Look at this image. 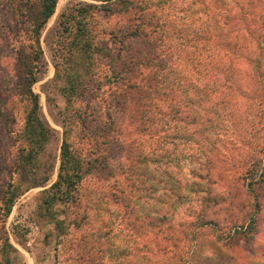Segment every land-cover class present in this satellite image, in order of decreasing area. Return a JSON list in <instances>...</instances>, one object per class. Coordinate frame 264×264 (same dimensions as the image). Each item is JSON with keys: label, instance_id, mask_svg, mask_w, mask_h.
I'll return each mask as SVG.
<instances>
[{"label": "trees", "instance_id": "trees-1", "mask_svg": "<svg viewBox=\"0 0 264 264\" xmlns=\"http://www.w3.org/2000/svg\"><path fill=\"white\" fill-rule=\"evenodd\" d=\"M58 1L0 0V116L19 101L29 106L22 134L31 146L22 147V168L54 135L34 85L47 70L42 35ZM171 1L76 0L59 15L53 81L66 106L58 178L43 191V206L58 233L80 227L52 209L81 205L84 181L94 179L112 188L107 196L121 207L125 229L174 244L172 264H222L216 242L224 230L228 244L251 242L264 210V0H231L218 15L207 2L203 23L181 27L162 7L183 13L188 3L177 10ZM12 81L16 92L2 89ZM225 133L232 139L223 142ZM186 166L190 178L182 185ZM20 193L10 182L0 199L5 264L16 249L5 222ZM151 199L156 203L146 208ZM186 202L196 215L174 237L171 219ZM79 208L76 218H87ZM82 236L76 258L96 264L91 240Z\"/></svg>", "mask_w": 264, "mask_h": 264}, {"label": "rangeland", "instance_id": "rangeland-1", "mask_svg": "<svg viewBox=\"0 0 264 264\" xmlns=\"http://www.w3.org/2000/svg\"><path fill=\"white\" fill-rule=\"evenodd\" d=\"M75 1L59 0L55 14L43 30L42 45L47 70L35 83L34 90L40 96L41 116L53 128L54 135L44 150L39 155L37 154L34 163L31 162L25 168H22L23 165H19L24 159L23 155L28 152L22 150V147L31 146L29 140L22 134L29 109L28 104L19 101L16 105L8 107L9 112H4L5 117L0 116V199L5 194L10 182L19 185L21 190L13 210L5 222L11 242L16 248L11 251L10 264H81L76 255L79 252L78 238L83 234H86V237L91 240L90 247L92 255L97 258L96 264H101L99 262L102 261L100 258L103 255L105 264H172L175 262L174 253H172L175 250L174 244L166 239L150 241L151 238H149L147 241L143 235H136V232H129L125 229L121 207L107 196L109 195L108 191L112 188L104 187L94 179L84 181L81 205L58 202L52 209V213H57V217L66 218V224L71 222V219L79 221V224L82 222L80 227L71 223L65 233H58L53 221L55 219L43 206L45 198L43 191L58 178L63 141L60 113L66 106L64 95L57 83L53 81L55 76L53 35L59 15ZM198 1L200 2L198 3ZM198 1L194 3L193 0H173L171 1L172 7L180 10L188 3L189 5L187 4L186 7L190 11L174 12L170 5L166 4V7H162V13L167 15L169 20L176 19L177 26L181 27L183 24L198 26L203 23V18L206 16L203 9L207 2L217 15L222 14L231 2V0ZM5 13L8 21L13 22L12 11L9 9ZM4 51L7 56L11 53L10 48H6ZM4 60L6 65H9V71L15 76L13 60L9 61L10 59L7 57ZM13 81L7 88L3 87L2 89L8 92L14 91ZM215 136L216 134H214ZM221 139L226 142L232 138L225 133ZM190 170V166L183 169L185 174L182 175V185H186L190 178ZM184 192L187 193V190ZM155 203L156 200L151 199L150 205L145 207L151 208ZM79 207L87 212V218L83 217L82 220L76 218V216L80 218V213H82ZM193 208H195L194 203L186 202L176 209V214L171 219L176 231L174 237L181 235L182 224H187L194 219L196 214ZM141 212L143 211L141 210ZM136 222L139 225V220ZM210 232L212 233L214 230ZM224 232L225 236H222V240L216 242L220 250L219 259L222 264H264V210L259 215L258 233L251 242H246L241 237V239L232 240L228 244L229 240L224 238H226L229 229H225ZM174 240L176 241V238ZM206 248H208L205 252L206 256L215 258L216 254L209 249L210 247L206 246ZM0 264H5L1 252Z\"/></svg>", "mask_w": 264, "mask_h": 264}]
</instances>
